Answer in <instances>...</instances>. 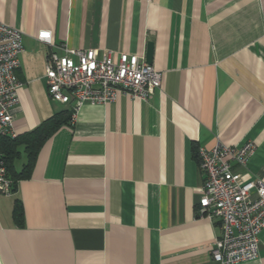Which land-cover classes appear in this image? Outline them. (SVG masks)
Segmentation results:
<instances>
[{
    "label": "crops",
    "instance_id": "1",
    "mask_svg": "<svg viewBox=\"0 0 264 264\" xmlns=\"http://www.w3.org/2000/svg\"><path fill=\"white\" fill-rule=\"evenodd\" d=\"M0 22L22 34L16 136L68 110L47 95L41 30L115 60L145 62L152 42L162 73L147 101L84 104L43 143L30 177L0 195V264H216L197 148L253 142L239 171L264 182V0H0ZM240 264H264V228L257 258Z\"/></svg>",
    "mask_w": 264,
    "mask_h": 264
},
{
    "label": "built area",
    "instance_id": "2",
    "mask_svg": "<svg viewBox=\"0 0 264 264\" xmlns=\"http://www.w3.org/2000/svg\"><path fill=\"white\" fill-rule=\"evenodd\" d=\"M35 39L50 49L44 78L50 100L67 105L71 120L84 104L111 103L117 95L147 101L161 87L162 73L136 54L111 52L96 55L94 49H73L55 45L51 31L41 30ZM23 53L22 34L0 22V137H15L13 110L18 104L21 83L16 71ZM253 142L240 148L216 142L198 147L199 169L203 177L198 215L217 221L220 234L210 252L216 264H240L257 258L259 234L264 228V182L244 180L240 169L255 152ZM12 181L0 162V195L12 194Z\"/></svg>",
    "mask_w": 264,
    "mask_h": 264
},
{
    "label": "trees",
    "instance_id": "3",
    "mask_svg": "<svg viewBox=\"0 0 264 264\" xmlns=\"http://www.w3.org/2000/svg\"><path fill=\"white\" fill-rule=\"evenodd\" d=\"M70 119L71 113L68 109L53 114L36 129L21 136H15L13 138L9 136L0 137V162L4 165L8 178L12 181L13 192L18 181L30 177L36 156L43 143L61 126L69 124ZM19 145H24L25 147L26 163L20 172H15L13 161L18 156L17 147ZM12 217L15 224H22L23 212L18 202L14 205Z\"/></svg>",
    "mask_w": 264,
    "mask_h": 264
},
{
    "label": "water",
    "instance_id": "4",
    "mask_svg": "<svg viewBox=\"0 0 264 264\" xmlns=\"http://www.w3.org/2000/svg\"><path fill=\"white\" fill-rule=\"evenodd\" d=\"M153 45L152 42H148L145 51V63L151 65L152 62Z\"/></svg>",
    "mask_w": 264,
    "mask_h": 264
}]
</instances>
